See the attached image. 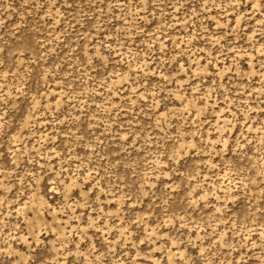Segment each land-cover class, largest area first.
Returning <instances> with one entry per match:
<instances>
[{"label": "rangeland", "instance_id": "374dc122", "mask_svg": "<svg viewBox=\"0 0 264 264\" xmlns=\"http://www.w3.org/2000/svg\"><path fill=\"white\" fill-rule=\"evenodd\" d=\"M0 264H264V0H0Z\"/></svg>", "mask_w": 264, "mask_h": 264}]
</instances>
